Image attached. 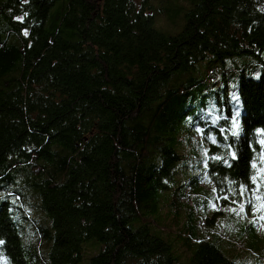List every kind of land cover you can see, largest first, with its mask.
I'll return each instance as SVG.
<instances>
[{
  "label": "trees",
  "instance_id": "16d2710c",
  "mask_svg": "<svg viewBox=\"0 0 264 264\" xmlns=\"http://www.w3.org/2000/svg\"><path fill=\"white\" fill-rule=\"evenodd\" d=\"M169 2L174 34L151 0H0V264H179L134 223L191 128L218 195L244 183L264 217V0ZM190 264L238 263L203 242Z\"/></svg>",
  "mask_w": 264,
  "mask_h": 264
},
{
  "label": "rangeland",
  "instance_id": "374dc122",
  "mask_svg": "<svg viewBox=\"0 0 264 264\" xmlns=\"http://www.w3.org/2000/svg\"><path fill=\"white\" fill-rule=\"evenodd\" d=\"M151 2L157 8V30L170 34L180 32L185 21L186 6L169 0ZM169 8H172L171 13ZM237 97L235 94L232 100L240 113ZM241 124V116H238L237 134L241 133ZM187 133L178 136L174 143L182 158L176 163L172 176L165 178L167 188L156 192V208L151 213L141 215L134 227L148 223L150 232L171 247L179 264H190L197 247L203 242L214 245L232 262L264 264L263 216L250 212L247 206L248 191L238 200L245 202L243 213L238 203L224 201L218 195L215 183L204 166L206 148L200 133L194 128Z\"/></svg>",
  "mask_w": 264,
  "mask_h": 264
},
{
  "label": "snow or ice",
  "instance_id": "6c2138e0",
  "mask_svg": "<svg viewBox=\"0 0 264 264\" xmlns=\"http://www.w3.org/2000/svg\"><path fill=\"white\" fill-rule=\"evenodd\" d=\"M24 15L27 16L28 14L25 13ZM17 19L23 21L24 17H17ZM24 35H28V31H27V29L24 30ZM225 119H227V118H225ZM232 124H233V129H234V130H233V135H236V131H235V129H236V116H233V117H232ZM221 131H223V129H221ZM256 131H257V132H260V131H262V130H261V129H257ZM215 142H216L215 139H213V143H215ZM260 144H261V146H262V157H261V159L264 160V140H261V141H260ZM233 156H235V153H233ZM211 159H213V160H222V158L219 157V156H213V157H211ZM224 163H227V161H224ZM204 166H205V168L208 167V161H207V159L205 160V164H204ZM252 167H253V168H257V164H256L255 161L252 162ZM259 174H260V178H261V179H264V169H259ZM251 181H252L254 184L257 183V181H258V176H257V175H253V176H251ZM229 191H231V188L229 189ZM246 191H247L246 186H245L244 184H240V186H239V195H240L241 197H243V196H244V193H245ZM253 191H255V190L253 189ZM232 195L235 196L236 193H235V192H232ZM222 199H223L224 201H229L230 203H233V204H237V203H238L240 212H241V213L245 212V202H244V201H242V200H241V201L230 200V198H229L228 195H224V196L222 197ZM256 199L262 201V203L259 205V207H260L261 209H264V197L257 196ZM213 207L215 208L216 206L213 205ZM217 210H218V209H217ZM254 210H255V207L253 208V211H254ZM233 211H235V209H233ZM261 219H264V217H261ZM3 243H4V241H3V240H0V244H3Z\"/></svg>",
  "mask_w": 264,
  "mask_h": 264
}]
</instances>
